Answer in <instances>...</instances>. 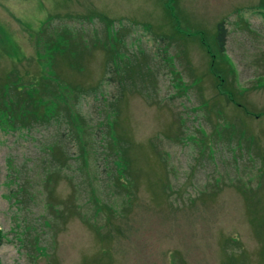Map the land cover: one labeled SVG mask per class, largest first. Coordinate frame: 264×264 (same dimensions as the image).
Instances as JSON below:
<instances>
[{
    "label": "rangeland",
    "instance_id": "1",
    "mask_svg": "<svg viewBox=\"0 0 264 264\" xmlns=\"http://www.w3.org/2000/svg\"><path fill=\"white\" fill-rule=\"evenodd\" d=\"M44 25L80 39L56 76L101 144L1 123L0 264H264V0H0L1 82L42 72Z\"/></svg>",
    "mask_w": 264,
    "mask_h": 264
},
{
    "label": "trees",
    "instance_id": "2",
    "mask_svg": "<svg viewBox=\"0 0 264 264\" xmlns=\"http://www.w3.org/2000/svg\"><path fill=\"white\" fill-rule=\"evenodd\" d=\"M107 23H111V21ZM44 26L41 30L43 33L40 39L32 40V42L36 48L35 60H38L36 64L38 67L41 66V64L44 65L39 68L45 73L40 72L39 74L34 73L32 75L26 73V79H23L18 76L17 71L13 70V73L5 75L4 81L1 82L0 80V83H2L0 85V125L1 123L7 124L10 122L14 128H28L33 123H47L52 119H57L63 126L64 132L62 135L69 141H71L69 139V137H71L72 141L77 144L79 152L77 156L78 158L80 157L85 164L91 154L89 149L90 145L86 140L92 138L95 142L101 144V138L97 136V134H95L93 138L91 132H88L86 129V120L78 112L76 106L79 97L90 91L83 87L60 83L56 76L57 73L55 68V65L58 66L60 59H70L68 55L69 52L73 55V58H81L84 50L80 45V39L73 42V38L57 36L58 40L56 44L55 38L51 39L48 37V39H46L45 37L48 36L49 30L46 31L47 26ZM226 37L227 30L221 22L217 25L216 29V43L218 50L222 53L224 52ZM62 45H65V47H62ZM115 46L110 50L108 49L110 57L112 56L110 59L113 62L114 58H116L119 53L116 48L117 46ZM128 68L130 69L128 74L130 78L138 75L140 77H145L143 76V74L146 73L144 69L139 70L135 64H130ZM12 74H15V79L11 78ZM120 84L121 87H125L123 83ZM17 123L20 124L16 126ZM110 138L117 141L115 135L111 134ZM89 142L94 145L93 142ZM124 150H126L125 146L123 149L119 150L118 154L114 153L115 157L113 159V164L115 166V174L117 173L118 176H123L121 171H125L127 176L129 173L126 160L124 159L125 156H120V153L123 155ZM57 161L60 169L66 166V157L58 158ZM124 181L125 182H120L119 185L123 188L122 190H124L129 183L128 177L125 176ZM125 193L127 194L126 191ZM93 199L94 202H96L93 207V213L95 215H100L103 210H108L109 212L115 211L111 204L101 203L95 196Z\"/></svg>",
    "mask_w": 264,
    "mask_h": 264
}]
</instances>
